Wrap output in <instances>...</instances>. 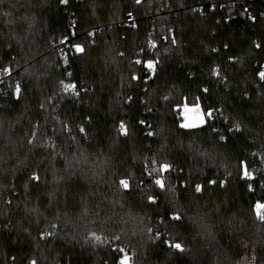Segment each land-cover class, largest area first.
<instances>
[{"label":"trees","instance_id":"trees-1","mask_svg":"<svg viewBox=\"0 0 264 264\" xmlns=\"http://www.w3.org/2000/svg\"><path fill=\"white\" fill-rule=\"evenodd\" d=\"M197 1L227 0H0V264H264V6ZM185 104L213 116L182 128Z\"/></svg>","mask_w":264,"mask_h":264},{"label":"built area","instance_id":"built-area-1","mask_svg":"<svg viewBox=\"0 0 264 264\" xmlns=\"http://www.w3.org/2000/svg\"><path fill=\"white\" fill-rule=\"evenodd\" d=\"M256 4H261L264 6V0H227V1H210V2H203V1H197L196 3L192 4L190 6V9L193 11L199 12L203 15H207L210 12L227 8L228 11H232L238 6H243L242 9V16L249 20L252 24L256 22L257 16L253 14L252 9ZM169 5L162 7L161 9L165 11ZM131 14V15H129ZM151 15V11H150ZM260 15H263V12L260 13ZM137 19L133 16L131 12L126 14V18L124 21L120 22V25L127 26V27H133L136 24ZM68 29H69V35L60 39L58 42H56L52 50L57 53V55L64 61H66L68 57V50L71 46L72 41H74L76 38L80 36L79 32V24L76 15L73 12H69L68 21H67ZM100 29V27H95L88 29L85 33L91 35L95 30ZM174 35V28L170 27L168 29L164 30L163 35V42H167L170 37H173ZM150 44H152V40L149 41ZM256 44L258 45V42L256 41ZM68 67L67 63L65 65ZM5 70H8L7 72ZM261 71H264V67ZM10 75V71L8 67H2L0 68V84L7 79V77ZM69 84L74 85L72 82ZM85 92V87H77L75 86L74 90L70 91V93L79 96L82 93ZM78 93V94H77ZM180 110H176V116H179ZM82 129V128H81ZM128 264H134V258L132 256H128ZM120 264V262H118Z\"/></svg>","mask_w":264,"mask_h":264},{"label":"snow or ice","instance_id":"snow-or-ice-1","mask_svg":"<svg viewBox=\"0 0 264 264\" xmlns=\"http://www.w3.org/2000/svg\"><path fill=\"white\" fill-rule=\"evenodd\" d=\"M62 2H66V0H62ZM140 2H141V0H136V3L137 4H139ZM129 15H131V14H129ZM172 42L175 43V40H173ZM256 46L257 47H260V45H256ZM74 47H75V51L78 52V53L79 52H83V50H84L83 47L82 46H79V45H76ZM152 47H155V45L153 44ZM136 62L137 63H141V61H139V60L136 61ZM155 63H158V61L155 62ZM155 63L154 62H148L147 63V67L149 69H153L154 70ZM5 71L7 72L8 70H5ZM216 74L218 75V73H216ZM258 76H259L260 80H264V71H260L258 73ZM74 88H75V85L63 84V90L65 92L72 91V90H74ZM15 93L17 95L20 93V86H19V84H17L15 86ZM188 111H196L197 113H199V105H197L196 109H188ZM206 115H207L208 118H212L213 113H212V111H209V112H207ZM195 119H197L200 124L205 123L204 114L203 113H199L198 116ZM196 126H198L196 123H184V124L181 125V127H184V128H192V127H196ZM238 130H239V127L237 126V131ZM81 131H83V129H81ZM120 132L122 134L127 135V128H126V126L123 123L120 126ZM149 135H152V133H149ZM221 139H224V137H221ZM153 163H155V161H153ZM169 167H170L169 165L163 164V165L160 166L159 171L160 172L167 171L169 169ZM156 171H158V169H156L154 167L152 169V171L148 173V175L151 176L152 173H154ZM243 175H244L245 178H250V173L248 172L246 166L244 167V173H243ZM36 179H38V177H36ZM154 183H155V185H158L160 188H164V182H163V179L162 178L155 179L154 180ZM119 184L124 189H128L129 188V181L126 180V179H121L119 181ZM249 190H252V186L251 185H249ZM196 191L197 192L201 191V187L199 185L197 186ZM149 199L151 200L152 198L150 197ZM255 212H256L257 218L260 221L264 222V203L257 202L255 204ZM173 219L179 220V219H181V217H180V215H176V216L173 217ZM48 235H51V233H48ZM93 235H95V234H93ZM95 239L99 240L100 238L99 237H95ZM170 246L173 247V248H175V249H177V250L184 251V249L182 248V246H181L180 243H174V244H171ZM119 251L123 252V249H119ZM128 260H129V257L125 254L123 256V258L121 259L120 264H128ZM32 264H35V261H33Z\"/></svg>","mask_w":264,"mask_h":264},{"label":"rangeland","instance_id":"rangeland-1","mask_svg":"<svg viewBox=\"0 0 264 264\" xmlns=\"http://www.w3.org/2000/svg\"><path fill=\"white\" fill-rule=\"evenodd\" d=\"M196 107H197V104L196 105H186L185 104L181 107V110L179 112V116H177V118L180 119L179 120L180 126L184 123H196L198 125V126L192 127V128H198V127L205 125L207 115H206V113H204V111L202 110L200 105H199V113L204 114L205 123L200 124L199 121L197 119H195L199 113H197L196 111H188V109H196ZM175 115H176V113H175ZM182 128H184V127H182ZM185 129H191V128H185ZM167 171H164V172L156 171V172L152 173L151 176H149V175L148 176L151 177L153 180L158 179V178H162L163 182H164V180H167L169 177V174L167 173ZM263 172H264V170H263ZM251 178H252V174L250 173V178H247L249 180V182H250ZM154 231H155V229H154Z\"/></svg>","mask_w":264,"mask_h":264}]
</instances>
